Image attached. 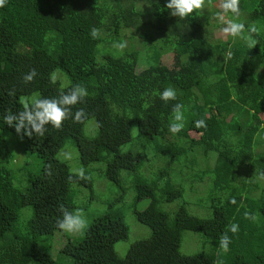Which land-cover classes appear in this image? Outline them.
<instances>
[{"label": "trees", "instance_id": "16d2710c", "mask_svg": "<svg viewBox=\"0 0 264 264\" xmlns=\"http://www.w3.org/2000/svg\"><path fill=\"white\" fill-rule=\"evenodd\" d=\"M167 2L7 0L0 7V264H58L50 244L61 230L57 220L63 221L64 212L73 214L77 191L72 185L92 190L91 174L97 172L124 192L121 171L129 175L135 203L150 200L135 211L150 236L119 258L114 245L127 239L128 229L119 211H107L81 238L63 243L59 253L71 264H264V149L255 151L256 144H264V0H240L239 17L222 13L221 0H205L203 10L184 19L170 15ZM218 13L243 23L245 32L215 40L218 24L212 21ZM252 26L258 43L250 48ZM168 53L176 67L161 62ZM32 69L36 75L26 83ZM77 85L88 95L75 105L63 104ZM169 87L177 98L165 103L160 93ZM22 99L32 112L38 110L36 101L55 99L67 119L60 129L43 125V136L30 125L31 137L24 128L17 133ZM176 103L183 105L184 127L172 133ZM81 108L83 122H74ZM8 115L17 117L12 126L5 122ZM198 120L206 127L196 128ZM6 134L24 139L23 163L22 154L11 157ZM68 139L84 178L78 175L81 168L71 171L57 158ZM125 144L130 145L123 151ZM150 152L158 168L149 167ZM199 153L214 155L215 162L195 172ZM93 164L103 167L89 169ZM204 180L210 216L189 214L185 201L172 217L162 210ZM27 208L31 214L20 230ZM233 224L239 226L236 233L230 231ZM184 231L202 235L210 245L207 252L181 254ZM224 235L230 241L227 251L220 246ZM43 236L50 242L39 246Z\"/></svg>", "mask_w": 264, "mask_h": 264}, {"label": "rangeland", "instance_id": "374dc122", "mask_svg": "<svg viewBox=\"0 0 264 264\" xmlns=\"http://www.w3.org/2000/svg\"><path fill=\"white\" fill-rule=\"evenodd\" d=\"M208 8L209 7H206V9ZM212 22H216L218 24V27L212 31V37L215 40L225 41L228 38H233L232 36L225 35L222 31V29L227 26V22H228V20L225 17H219L217 21L213 20ZM128 36L129 33L126 34V39H125V44L127 46L129 45ZM106 40H110V39L106 38ZM104 45L106 48L108 47L106 43H104ZM174 61H175L174 55L172 53L165 54L161 58V62L169 66L170 68L176 67L174 65ZM143 68L144 67L141 66L138 69V71H140ZM92 121L95 123L94 120ZM88 124H92L91 120L88 122ZM132 128H133L132 138H134L137 132L135 127ZM190 135L192 137H195V135L192 133H190ZM6 137L8 144L10 145L11 157L13 159H16L18 158V155L22 154L21 162L23 163L25 156H27L24 151V143H25L24 139L21 137L14 136L12 134H6ZM196 137L198 136L196 135ZM129 145L130 144H125L124 146L121 147V149L125 151ZM263 149H264L263 143H261L260 145L256 144V148H255L256 152H260ZM151 156L152 159L149 162V167L158 168V166H155L154 164L155 160L153 159L152 153ZM57 158L59 161H66L71 171H78V168H81L80 162L78 160V151L74 146L72 139H68L66 141L64 147L59 151ZM195 158L200 166V168L194 167L192 169L195 172L198 169L201 170L206 167H212L215 162L214 155L207 156L206 158L203 155H201V153H199L195 156ZM16 161H19V159ZM30 161H33L32 158H30ZM100 167L103 166L100 164H93L90 166L89 169L93 170ZM190 172L192 171L188 170V173ZM193 173L194 172H192V174ZM120 176L122 178L123 186L125 187L124 192H122L115 185L107 181L97 172H93L91 174V177L94 180L92 190L77 185H72V187L77 191L74 200L75 208L73 210V214H75L77 210H82L88 226L93 221L94 218H97L110 210L119 211V213L122 215L123 222L128 229V237L126 240L116 243L114 245V251L119 258H123L132 243L140 239H145L149 237L151 234L150 229L140 224L136 220V216H135V211L144 210L149 204L150 200L143 199L135 203L136 194L131 186L129 175L125 171H121ZM189 177L190 176H188V179ZM193 186L194 187H192V190L187 188L185 189L183 198L175 201L173 205L163 206L164 209L162 210L168 213L170 217H172L174 211L179 207L177 205L185 201L187 203L185 209L189 214L199 217L210 216L211 210H210V206H208V198H204L205 194L207 193L206 192L208 187L207 180L194 182ZM29 213L31 214V210L29 208L22 211L21 214H23L25 217L22 216L17 224V227L20 230L24 228L25 219L29 217ZM83 231L79 233H69L64 230H60L54 234L52 238V243L50 244V248H51L50 252L58 264L72 263L71 259L61 255L59 253V250L63 245V243L66 241V239L81 238ZM41 239L42 240L39 246L41 244H48V242H50L49 236H43ZM209 247H210L209 243L199 233H194L190 231L183 232L181 245H180L181 254L193 255V254L204 253L207 252Z\"/></svg>", "mask_w": 264, "mask_h": 264}, {"label": "clouds", "instance_id": "9594fccd", "mask_svg": "<svg viewBox=\"0 0 264 264\" xmlns=\"http://www.w3.org/2000/svg\"><path fill=\"white\" fill-rule=\"evenodd\" d=\"M7 0H0V7H4L6 5ZM240 0H221L220 9L222 13L226 14L231 12L236 17L240 15L239 8ZM205 6V0H168L165 7L169 10V14L172 16L179 17L180 19H184L185 17L190 16L194 10H203ZM174 9V11H172ZM218 17L221 16V13L217 14ZM223 33L232 37H239L245 32V25L243 23H238L233 20H229L227 22V26L222 29ZM257 30L255 26H252L248 29L250 33L248 36L249 47L253 48L257 45L258 41L255 40L251 33H255ZM91 36L96 38L98 35V30L93 28L91 30ZM126 45L121 43L118 45L119 48H124ZM36 75V70L32 69L28 75L24 77V81L27 83L32 81L33 77ZM54 83V81H52ZM14 93L9 92V95H13ZM87 90L81 85H77L75 90L69 96H64L62 103L75 105L79 98L87 96ZM177 92L174 88H166L162 93H160V99L167 103L170 100H176ZM23 110L19 113L18 122L15 125V130L17 133L20 132L21 128L25 129V135L31 137L32 132L27 130L28 125L31 126L32 130L39 136L44 135L43 125L47 123H51L52 127L56 129H60L62 127L63 121L67 119V112L62 107L58 106V102L55 99L52 100H38L35 102V108L37 111H29L28 104L23 99L21 100ZM183 108V105L180 103H176L173 105V120L170 123L169 131L172 133L180 132L184 127V115L180 111ZM85 115L84 110L78 109L76 112V116L73 118L74 122H83L81 117ZM14 119H17L16 116L8 115L5 118L6 124L12 126V122ZM196 128L206 127V124L203 120H198L195 122ZM78 175L81 178H84V170L81 168L79 170ZM261 178L264 179V174H261ZM234 203V201H231ZM60 211L64 212V206H60ZM247 217L248 214L246 213ZM83 217V219H82ZM56 225L59 229L64 230L69 233H79L87 228V221L84 217L82 210H77L75 214L69 215L67 212H64V219L60 221L59 219L56 222ZM239 230V226L233 224L230 226V231L236 233ZM230 243L227 235H224L220 239V246L225 251L228 250V244Z\"/></svg>", "mask_w": 264, "mask_h": 264}]
</instances>
